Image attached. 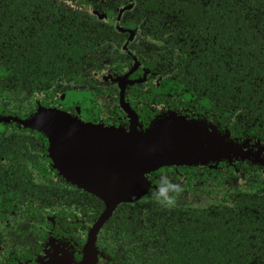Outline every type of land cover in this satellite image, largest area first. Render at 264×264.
<instances>
[{
    "label": "flooded vegetation",
    "instance_id": "af4514ba",
    "mask_svg": "<svg viewBox=\"0 0 264 264\" xmlns=\"http://www.w3.org/2000/svg\"><path fill=\"white\" fill-rule=\"evenodd\" d=\"M148 2L57 0L64 11L57 38L76 32L80 39L70 43L81 55L33 81L26 70L22 82L0 78V264H148L162 236L195 220L192 213L232 208L234 196L260 191L258 183L264 189L257 171L263 166L242 174L241 161L213 157L156 171L155 189L103 219L106 203L64 181L44 152L47 137L26 125L43 109L120 127L128 124L126 109L141 127L173 115L215 134L213 115L177 96L183 55L172 39L177 26L169 13L165 21L154 19ZM54 57L67 60L68 54ZM237 176L246 182L238 185ZM10 191L17 196L6 198Z\"/></svg>",
    "mask_w": 264,
    "mask_h": 264
},
{
    "label": "trees",
    "instance_id": "16d2710c",
    "mask_svg": "<svg viewBox=\"0 0 264 264\" xmlns=\"http://www.w3.org/2000/svg\"><path fill=\"white\" fill-rule=\"evenodd\" d=\"M56 1L0 0V78L22 82L26 70L33 81L81 55L79 45L70 43L80 39L76 32L57 38L56 20L64 11ZM148 6L155 9L154 19L165 21L169 13L177 26L172 39L183 53L177 96L212 114L210 127L217 135L227 129V143L264 144V0H149ZM62 52L67 60L54 57ZM255 169L245 162L238 166L242 174ZM258 186L260 191L234 196L232 208L192 213L195 220L162 236L148 264H264V189Z\"/></svg>",
    "mask_w": 264,
    "mask_h": 264
},
{
    "label": "water",
    "instance_id": "95a60500",
    "mask_svg": "<svg viewBox=\"0 0 264 264\" xmlns=\"http://www.w3.org/2000/svg\"><path fill=\"white\" fill-rule=\"evenodd\" d=\"M124 110L128 124L120 127L81 123L66 112L43 109L26 122L47 137V156L59 176L106 203L103 219L120 203L135 202L155 189L153 177L166 166L195 165L215 157L250 160L264 168L258 158L264 153L260 142L237 148L226 142L228 131L213 135L173 115L141 127L139 117Z\"/></svg>",
    "mask_w": 264,
    "mask_h": 264
},
{
    "label": "rangeland",
    "instance_id": "374dc122",
    "mask_svg": "<svg viewBox=\"0 0 264 264\" xmlns=\"http://www.w3.org/2000/svg\"><path fill=\"white\" fill-rule=\"evenodd\" d=\"M258 158H259V163L262 162V161L264 162V153H262L261 155H259ZM244 162H245V163H251L250 160H245ZM257 171H260V172H259L260 177H261V178H264V171H262V170H257ZM254 172H255V171H254ZM235 178H236V175H235ZM243 179H244V180H240V179H239V176H237V184H238V185H241V184H243L244 182H246L245 177H243ZM261 180H262V179H261Z\"/></svg>",
    "mask_w": 264,
    "mask_h": 264
}]
</instances>
